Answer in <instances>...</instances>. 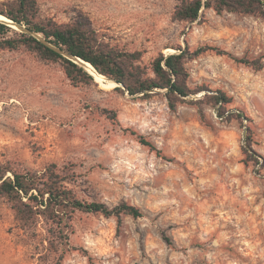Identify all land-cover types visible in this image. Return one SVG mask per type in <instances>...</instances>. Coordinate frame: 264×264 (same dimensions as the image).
Returning <instances> with one entry per match:
<instances>
[{
    "label": "rangeland",
    "instance_id": "rangeland-1",
    "mask_svg": "<svg viewBox=\"0 0 264 264\" xmlns=\"http://www.w3.org/2000/svg\"><path fill=\"white\" fill-rule=\"evenodd\" d=\"M180 1L38 0L42 17L84 18L108 48L141 51L149 72L160 53L188 51L187 96L131 95L88 68L93 81L74 85L58 62L0 50V164L55 163L81 199L142 211H76L56 263L38 256L43 224L26 237L0 197V264H264V16L177 21Z\"/></svg>",
    "mask_w": 264,
    "mask_h": 264
},
{
    "label": "trees",
    "instance_id": "trees-1",
    "mask_svg": "<svg viewBox=\"0 0 264 264\" xmlns=\"http://www.w3.org/2000/svg\"><path fill=\"white\" fill-rule=\"evenodd\" d=\"M203 9L264 16V0H181L172 17L177 21H195ZM0 15L25 28V31H14L8 23L0 21V50L24 46L43 60L58 62L74 85L91 83L94 79L79 61L81 59L92 65L97 73L122 83L131 95H149L157 89H167V97L189 94L184 82V61L188 51L160 53L149 72L140 64L141 51L117 52L108 48L84 18L59 23L42 17L38 0H8L0 4ZM11 31L14 35L8 34ZM213 48L200 47L193 55ZM213 50L223 53L216 47ZM241 62L256 69L263 67L257 60L242 59ZM218 99L222 100V97ZM145 144L152 146L147 141ZM0 197L10 204L15 227L26 237L36 239L38 225L43 224V241L46 243L38 256L51 257L56 263L63 257L76 211L113 215L118 219L123 214L134 218L142 215L139 207L126 202L109 207L99 201L81 199L67 185V178L55 163L42 169L23 170L0 164Z\"/></svg>",
    "mask_w": 264,
    "mask_h": 264
},
{
    "label": "water",
    "instance_id": "water-1",
    "mask_svg": "<svg viewBox=\"0 0 264 264\" xmlns=\"http://www.w3.org/2000/svg\"><path fill=\"white\" fill-rule=\"evenodd\" d=\"M8 19V18H7ZM0 21H3V22H6V23H8V25H10V26H12V25H14V26H12V27H14V28H17V29H19V30H21V31H25V28H24V26H21V25H19V24H16V23H14V22H12L11 20H0ZM63 54L65 55V56H68V57H70L68 54H66V53H64L63 52ZM72 58V57H71ZM76 59H79V58H76ZM79 61L81 62V63H85V61H83V60H81V59H79ZM85 65V64H84ZM92 66V65H91ZM94 69V68H93ZM94 71L97 73V71L94 69ZM92 74V73H91ZM97 74H99V73H97ZM100 75V74H99ZM114 81V80H113ZM116 84H118V85H121V86H123V84L122 83H119V82H116V81H114Z\"/></svg>",
    "mask_w": 264,
    "mask_h": 264
},
{
    "label": "bare ground",
    "instance_id": "bare-ground-1",
    "mask_svg": "<svg viewBox=\"0 0 264 264\" xmlns=\"http://www.w3.org/2000/svg\"><path fill=\"white\" fill-rule=\"evenodd\" d=\"M0 20H8V19L0 15ZM12 26H14V25H12ZM84 64H85L86 68L92 69L94 71L93 67L90 64H88V63H84ZM94 73H96V72L94 71Z\"/></svg>",
    "mask_w": 264,
    "mask_h": 264
}]
</instances>
